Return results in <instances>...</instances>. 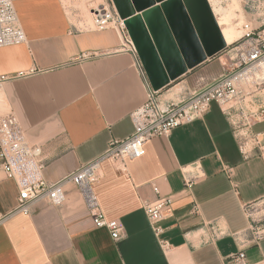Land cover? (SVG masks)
<instances>
[{"label":"crops","instance_id":"1","mask_svg":"<svg viewBox=\"0 0 264 264\" xmlns=\"http://www.w3.org/2000/svg\"><path fill=\"white\" fill-rule=\"evenodd\" d=\"M14 3L27 42L0 47V75L7 77L0 112L16 114L29 142L43 147V175L54 182L132 133L131 114L147 88L118 29L78 28L64 0ZM231 63L222 51L162 88L160 100H181ZM262 125L252 131L264 132ZM145 148L127 161L128 173L105 160L93 184L106 217L124 224L119 241L95 226L71 182L62 204L39 200L30 214L13 212L19 189L0 169V264H225L241 249L250 262L264 261V238L252 231V216L264 205V156L244 150L223 107L214 102L206 116L151 138ZM198 161L206 177L183 191L182 168ZM166 196L171 203L157 235L144 202ZM160 239L169 241L168 250Z\"/></svg>","mask_w":264,"mask_h":264},{"label":"built area","instance_id":"2","mask_svg":"<svg viewBox=\"0 0 264 264\" xmlns=\"http://www.w3.org/2000/svg\"><path fill=\"white\" fill-rule=\"evenodd\" d=\"M241 1L253 18L251 23L246 24L242 37L230 43L233 47L225 49L229 51L232 62L230 68L199 90L167 105L160 100V90L153 88L125 21L120 17L113 1L108 0L92 7V24L86 22L83 29L116 28L123 34L135 55L137 68L147 88V98L131 114L134 124L131 134L112 139L103 152L54 182L43 175V147L29 142L16 114H0V169L7 178L16 182L19 189L18 202L13 212L30 214L33 205L39 200H46L52 205L62 204L66 199L65 183L71 182L82 190L95 226L108 229L115 241L123 239L126 235L123 222L118 218L106 217L93 188L94 182L101 176L103 162L110 160L118 170L128 173L127 161L143 156L148 140L168 136L176 127L203 118L214 102L230 115L232 124L241 135L244 150L258 151L264 156V132L252 131L254 124L264 121V102L260 104L255 101V95L264 91V0ZM211 7L213 9L212 5ZM214 14L216 16L215 12ZM24 42H27V36L20 24L14 0H0V47ZM6 80V76L0 75V85ZM225 170L230 176L233 174L232 167ZM182 172L183 191H191L196 183L206 177L199 161L184 166ZM154 189L158 191L157 186ZM170 203L169 196L154 202H144L147 217L157 235L162 233L159 223L165 218L166 208ZM199 208L196 203V211ZM1 220L0 218V222ZM252 220L254 238L263 239L264 214L252 216ZM160 243L164 250L169 249L168 240L160 239ZM225 264H264V261L250 262L246 250L241 249L231 254Z\"/></svg>","mask_w":264,"mask_h":264},{"label":"water","instance_id":"3","mask_svg":"<svg viewBox=\"0 0 264 264\" xmlns=\"http://www.w3.org/2000/svg\"><path fill=\"white\" fill-rule=\"evenodd\" d=\"M112 1L155 90L227 48L209 0Z\"/></svg>","mask_w":264,"mask_h":264},{"label":"rangeland","instance_id":"4","mask_svg":"<svg viewBox=\"0 0 264 264\" xmlns=\"http://www.w3.org/2000/svg\"><path fill=\"white\" fill-rule=\"evenodd\" d=\"M108 0H64V2L66 3V5L68 6L69 9H73L74 12V16L77 19V26L78 28H85V23L89 22L92 24V19H93V14L91 13V8L95 7L97 4L101 3V2H107ZM231 1L230 0H216V6H223L226 7ZM240 5L241 7H243L242 9H240V11L238 12L239 18H236V23H238L239 21H241V17L243 20V29L244 32L246 30V24L251 23L252 21V15L249 11L246 10L243 2L240 0ZM244 12H243V11ZM89 12V13H88ZM242 15V16H241ZM233 47L232 44H230L228 48ZM202 66H206V65H202ZM196 68V67H195ZM193 70V69H192ZM195 70H193L194 72ZM257 99V100H256ZM260 100H264V91H259L256 95H255V101H257L258 103L260 102ZM0 114H7V113H2L0 112ZM261 128L264 127V125L260 126ZM241 136V135H240ZM259 212L256 216H260L262 214H264V205H261L259 207ZM257 213V212H256Z\"/></svg>","mask_w":264,"mask_h":264},{"label":"bare ground","instance_id":"5","mask_svg":"<svg viewBox=\"0 0 264 264\" xmlns=\"http://www.w3.org/2000/svg\"><path fill=\"white\" fill-rule=\"evenodd\" d=\"M209 1L213 6L214 12L216 13L218 23L221 27L223 36L227 44L233 43L236 40L240 39L244 33L242 20L243 17H241V21H239L238 23H236L235 21L236 18H239L240 15V13L238 14V12L243 8L241 7L242 4L240 5L239 3L240 0H230L231 2L226 7H217L216 0Z\"/></svg>","mask_w":264,"mask_h":264}]
</instances>
